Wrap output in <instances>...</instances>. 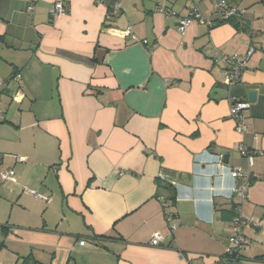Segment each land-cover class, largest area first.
Returning <instances> with one entry per match:
<instances>
[{
	"label": "crops",
	"instance_id": "1",
	"mask_svg": "<svg viewBox=\"0 0 264 264\" xmlns=\"http://www.w3.org/2000/svg\"><path fill=\"white\" fill-rule=\"evenodd\" d=\"M216 1L0 0V155L15 173L0 185V264H226L236 207L264 220V0H224L244 11L239 28ZM193 5L204 21L180 34ZM251 49L240 82L224 85L222 57ZM251 91L242 136L228 100ZM240 143L258 152L251 166ZM225 154L249 174L242 203L241 180L217 175ZM15 201L24 224L1 220ZM243 234L235 263L264 264V225Z\"/></svg>",
	"mask_w": 264,
	"mask_h": 264
},
{
	"label": "built area",
	"instance_id": "2",
	"mask_svg": "<svg viewBox=\"0 0 264 264\" xmlns=\"http://www.w3.org/2000/svg\"><path fill=\"white\" fill-rule=\"evenodd\" d=\"M106 0H97V2H105ZM214 11L215 13L223 20H229V19H240L243 16L244 11H239L237 9H234L232 7H228L226 5V2L224 0H218L214 3ZM109 15L107 17L108 20L112 18L118 17L120 13V6L119 2H113L109 6ZM28 10L31 12L33 10V6L30 5ZM66 11L65 5L62 2H55L52 5V9L50 11L52 16H61L64 15ZM158 12L164 13L165 8L159 7L157 9ZM198 21L202 22L204 19L202 18L201 14L198 12L196 7L193 5L190 9L189 15L186 17H183L178 20L177 24V31L180 34H184L187 28L192 24V22ZM211 25V23H208ZM127 36H130L132 33L130 30H127L125 32ZM251 50L246 53L245 55H233V56H224L221 59V62L223 64V68L221 69V76L223 78V83L227 87L231 88L238 84L240 82L241 76L243 72L246 70L249 57H250ZM12 80L19 82L20 76L14 75ZM8 84V81L4 82L2 84V88L5 89L6 85ZM16 97V96H14ZM229 104V118L234 123V129L236 133L240 135H245L247 133V127L245 124V116L244 112L248 111L251 107V104L248 101H238L236 99L230 98L228 100ZM2 119V112L0 111V121ZM238 152L242 157H244L248 165L251 166L253 155L257 154L258 152L252 150L248 146H246L244 143H240V145L237 148ZM1 159L2 156L0 155V185L6 183V182H14L15 181V173L12 169H3L1 166ZM18 162H20L21 158H16ZM215 168L217 171V175H228L233 181L241 180L240 184H234V186L231 188V194L232 196H235L238 198V200L242 203L247 198V191L250 186L249 182V174L245 171H243L241 168H228L226 165L223 164V156L218 155L216 162H215ZM159 179L162 181H166L167 177L163 174L159 175ZM169 183L171 185H174L173 182ZM33 195V193H30ZM42 200H46L44 198H41ZM168 220L171 219V214L167 213ZM264 225V220L262 218L260 219H254L250 218L248 220H243L240 216V208L239 206L235 209V217L231 224V235L228 239V246L226 249L227 255H233L240 250H242L247 242L243 234V228L244 226H249L255 229H260ZM164 243V238L161 234L155 232L152 234L151 239L149 241V245L152 247H160ZM80 245H84V241L80 242ZM229 262L227 264H236L235 260L232 258H228Z\"/></svg>",
	"mask_w": 264,
	"mask_h": 264
},
{
	"label": "rangeland",
	"instance_id": "3",
	"mask_svg": "<svg viewBox=\"0 0 264 264\" xmlns=\"http://www.w3.org/2000/svg\"><path fill=\"white\" fill-rule=\"evenodd\" d=\"M9 205H10V203H9ZM13 206H15L14 209H2L1 214L3 215V218H1V220L4 222L6 220L7 222H9L10 225H12V224H24L23 219L19 215L21 213L19 212V209H17L18 205L16 204V201H15ZM42 212H43V209H35V213H36L35 220H37V222L38 221L41 222L43 220Z\"/></svg>",
	"mask_w": 264,
	"mask_h": 264
},
{
	"label": "trees",
	"instance_id": "4",
	"mask_svg": "<svg viewBox=\"0 0 264 264\" xmlns=\"http://www.w3.org/2000/svg\"><path fill=\"white\" fill-rule=\"evenodd\" d=\"M116 1V0H115ZM114 2V1H113ZM112 2V3H113ZM112 3H110L109 5H108V12H107V17H108V15H109V11H110V9H109V6L112 4ZM240 19H229L228 21H231V23H234V25L235 26H237L238 28H239V23L238 22H240L239 21ZM0 40H2V38L0 37ZM2 121V120H1ZM165 189L169 192V190H170V192H171V190H172V188H170L169 186L168 187H165ZM238 253V252H237ZM237 253H236V255L235 256H231V255H228L227 257L228 258H232V259H234L235 261L237 260ZM227 254V253H226ZM229 260V259H228ZM229 262V261H228ZM21 264H38L37 262H35L34 261V259L31 257V256H27V257H25V258H23L22 259V262H21ZM227 264V263H226Z\"/></svg>",
	"mask_w": 264,
	"mask_h": 264
},
{
	"label": "water",
	"instance_id": "5",
	"mask_svg": "<svg viewBox=\"0 0 264 264\" xmlns=\"http://www.w3.org/2000/svg\"><path fill=\"white\" fill-rule=\"evenodd\" d=\"M252 52H253V50L251 49L250 57H251ZM250 57H249V59H250ZM255 96H256V93L253 91L248 93V102L250 104L255 101ZM227 163H228V155L225 154V155H223V164L227 165ZM233 256H235V254Z\"/></svg>",
	"mask_w": 264,
	"mask_h": 264
}]
</instances>
